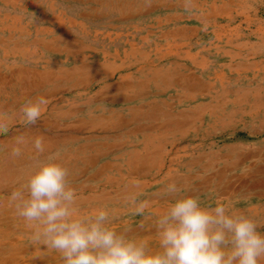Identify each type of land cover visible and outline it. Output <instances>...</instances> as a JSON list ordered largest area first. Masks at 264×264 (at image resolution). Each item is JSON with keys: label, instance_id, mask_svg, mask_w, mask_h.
I'll use <instances>...</instances> for the list:
<instances>
[{"label": "rangeland", "instance_id": "rangeland-1", "mask_svg": "<svg viewBox=\"0 0 264 264\" xmlns=\"http://www.w3.org/2000/svg\"><path fill=\"white\" fill-rule=\"evenodd\" d=\"M193 3L0 0V264H60L8 202L49 155L68 168L81 214L107 207L131 236H155L167 207L155 182L152 207L132 214L124 194L141 162L149 180L185 177L202 204L243 212L264 234V0ZM39 96L48 103L25 126L20 106ZM20 134L29 143L13 158Z\"/></svg>", "mask_w": 264, "mask_h": 264}, {"label": "clouds", "instance_id": "clouds-1", "mask_svg": "<svg viewBox=\"0 0 264 264\" xmlns=\"http://www.w3.org/2000/svg\"><path fill=\"white\" fill-rule=\"evenodd\" d=\"M183 7L192 11L193 0H183ZM47 103L43 96L25 99L19 109L21 123L35 125ZM9 131V122L0 115V135ZM28 143L23 134L14 136L11 157H21ZM30 143L35 153H45L42 136ZM69 175L68 168L49 155L37 161L25 182L8 197L15 215L30 230L31 241L55 252L60 264H261L264 259V234L254 219L230 211L220 201L206 206L175 181L160 190V198L168 203L154 218L153 246L129 235V227L115 228L113 212L107 207L81 214ZM141 195L140 191L124 194L133 215L144 216L152 207V200L140 199Z\"/></svg>", "mask_w": 264, "mask_h": 264}, {"label": "crops", "instance_id": "crops-1", "mask_svg": "<svg viewBox=\"0 0 264 264\" xmlns=\"http://www.w3.org/2000/svg\"><path fill=\"white\" fill-rule=\"evenodd\" d=\"M145 157V156H144ZM145 162L148 163V160L147 158H144ZM141 170H142V174H137L135 176H133L132 178H129V184L128 186H133L136 185V184H139L140 185V188L139 189H136V191H140L142 192V199H150L151 200V197L153 196V193L154 192H148L146 191V188L149 187V186H153V184L156 182L158 183V185L156 186V191L160 192V190L168 183V182H173L175 181L178 185L180 186H183L185 191L187 190V194H189V185L187 183H185V180L187 178L185 177H179V178H173V179H170V178H166V176H163V178H155V179H151L149 180L148 178H146V174H145V170H146V164H144L143 162H141ZM148 181V182H147ZM201 182H203V180H199ZM202 185V184H201ZM200 184H195V186H193L194 188L197 187V189L199 190L200 187H202ZM135 191V192H136ZM198 193H191V195H197ZM253 197V196H252ZM163 201L161 200V202H163V204L165 203H168V199L167 198H162ZM160 202V200H158ZM250 202H254L253 199H250L248 200ZM133 231H131L129 234H131ZM133 236H136V235H133ZM136 237H140V238H143V239H146L148 240L153 246L156 245V238L155 236H148V235H139V236H136Z\"/></svg>", "mask_w": 264, "mask_h": 264}, {"label": "bare ground", "instance_id": "bare-ground-1", "mask_svg": "<svg viewBox=\"0 0 264 264\" xmlns=\"http://www.w3.org/2000/svg\"><path fill=\"white\" fill-rule=\"evenodd\" d=\"M75 67V66H74ZM77 92V91H76ZM153 113H154V111H153ZM58 117V116H57ZM159 125V124H158ZM156 126V125H155ZM156 129V128H155ZM60 131H62V130H60ZM222 176V175H221Z\"/></svg>", "mask_w": 264, "mask_h": 264}]
</instances>
